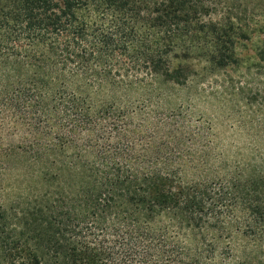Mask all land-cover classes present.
<instances>
[{
	"label": "trees",
	"instance_id": "obj_1",
	"mask_svg": "<svg viewBox=\"0 0 264 264\" xmlns=\"http://www.w3.org/2000/svg\"><path fill=\"white\" fill-rule=\"evenodd\" d=\"M252 5L0 0V141L18 140L0 142V264H264V119L232 161L210 125L176 111L136 126L113 93L142 70L183 84L195 56L236 62ZM20 162L30 194L6 207Z\"/></svg>",
	"mask_w": 264,
	"mask_h": 264
},
{
	"label": "rangeland",
	"instance_id": "obj_2",
	"mask_svg": "<svg viewBox=\"0 0 264 264\" xmlns=\"http://www.w3.org/2000/svg\"><path fill=\"white\" fill-rule=\"evenodd\" d=\"M253 6L248 12L252 17L243 21L249 23L247 30L243 29L246 35L235 41L236 62L215 68L206 59L195 56L180 63L188 76L183 84L154 79L142 70L138 75L143 81L137 86L126 90L117 88L113 93L119 103L129 115L134 114L130 119L132 124L138 126L150 114L161 117L182 111L205 126L210 125L212 139L225 147L230 160L243 158L252 138L250 123L256 116L264 119V61L257 55L258 48L264 44V9ZM178 62L175 60V65ZM103 89L98 96L95 93L93 96L101 100L111 97L110 89ZM253 98L258 100L251 105ZM12 133L13 130L5 132L0 142L5 145L11 140L18 141ZM25 179L21 162L19 167L3 171L2 198L6 207L14 200L18 201L17 205H24V198L30 194Z\"/></svg>",
	"mask_w": 264,
	"mask_h": 264
}]
</instances>
